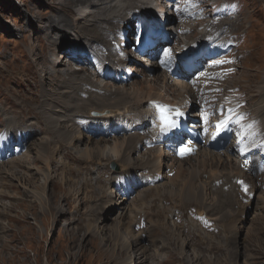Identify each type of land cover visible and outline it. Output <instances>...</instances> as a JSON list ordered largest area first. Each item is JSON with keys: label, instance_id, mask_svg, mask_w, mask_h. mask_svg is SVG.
<instances>
[{"label": "bare ground", "instance_id": "obj_1", "mask_svg": "<svg viewBox=\"0 0 264 264\" xmlns=\"http://www.w3.org/2000/svg\"><path fill=\"white\" fill-rule=\"evenodd\" d=\"M210 1H215V4L212 5L213 3ZM229 1L178 0L172 13L179 17L189 13L190 16L187 18L188 20L180 18L182 23L175 25L182 35L185 33L187 35L183 38L181 35H177L172 48L179 54L184 51L190 52L191 47L198 46V50L212 55L214 65L209 68L208 73L203 76L204 79L198 85L203 90V94L200 96L201 101L206 100L199 107L202 111L222 112L224 116L221 114L219 116H223V119L234 120L237 116L242 119V122L248 127V134L244 138L254 139L242 149L243 158L239 157V153L238 156L232 157L235 152L233 150L236 149L238 152L240 144L245 142L243 139L227 146V149L230 148L229 151L233 154L228 151H218L217 153L207 149L203 143L190 142L188 137L181 139L176 133L169 132L166 136L160 137L155 132L151 102L164 101L163 103L166 102L181 109L188 108L191 104V97L192 101L197 103V107L199 102L194 88L183 79L185 75L177 69L173 74L164 71L153 72L155 68L160 69L157 62L151 59L156 52L149 51L144 56V58H148L144 60L136 56L133 64L126 65L129 62L127 56L131 57L130 54L133 53L126 47L131 42L130 39L135 31L138 33L136 30L138 26L141 24L142 27L147 22L140 15L143 13L148 15L147 11L140 12L144 9L141 5L143 0H48L47 3L54 5L53 8L56 12L46 15V20L39 31V55L44 62L33 58V55L36 54L37 45L30 46L29 41L26 40L28 43L26 52H29L30 55L20 56L19 54L20 61L15 62L11 67V74H14L17 68H21V74H14V77L1 81L0 72V114L2 109L5 110V113L10 114V117L0 116V159L9 156L13 143L19 144L16 148L19 152L15 154H19L28 146L25 154L28 155V159L23 161L22 158H12L9 162L14 165V170L12 172L10 170L11 173L3 170L4 175L16 179L17 182L23 180L29 183L30 176L33 177L34 175L27 174L22 170L25 168L33 169L30 166L41 161V164L48 165L49 168L46 169V172H41V168L36 169L37 172H35L45 178V184L50 181L53 183V192L59 190L54 180L56 175L53 171L55 173L58 170L62 171L61 184L63 186L68 185L67 182L70 178H77V180L69 181L77 183L72 182V185H68L64 189L61 186L62 189L59 190L61 196L51 192L47 201L45 200V205L41 204L40 209H47L46 213L42 211L44 224L49 220V217L55 223L58 215H64L66 207L63 200L67 206L73 205L76 201L81 206L87 200L94 202L97 198L100 199V207L93 208L90 206L91 211L102 209L103 203L109 204L113 201V197L118 195L117 191L109 190L102 184L97 185V181L105 182L106 177H109V180H114L119 174H115L114 177L106 169L93 168L94 164L97 163L109 165L113 161L118 164L125 177L122 186L129 192L133 189L127 182L139 186L143 185L144 181L147 183L149 181L159 182L160 178L167 180L170 172L177 164L179 169L188 174L186 183L179 184L177 182L178 185L171 183L170 186L165 185V182L162 185L155 184L156 186L153 187L156 191L155 198L158 197V203H154L150 209L143 211L134 209V214L136 217L138 216L136 225L142 224L145 217L152 214L165 213L175 216L177 209L174 208L173 211H170L168 206L160 204L162 199L170 202V198L179 197L180 204L185 206L181 209H186L190 202L195 201L198 204L204 202V199L208 198V195L213 193L216 188L219 191L220 186L222 189L220 190L226 194L238 192L237 184L241 182L248 187V191L264 186L263 173L254 177L255 171L262 166L264 170V159L259 158L255 152L260 147L264 148V70H261V74L254 73L253 66L250 65V61H254V59L261 62L263 54H260L259 49L249 52L244 49L248 48L247 45L249 44V29L246 28L248 24H244L245 20L240 14L239 16L230 15ZM113 2L115 3L113 4ZM77 5H85V9L79 6L80 9L75 16H72V22H70V16L75 14V12L73 13L75 9L72 8ZM157 5L161 9L159 14H164L166 17L169 14L165 10L166 4L157 1ZM37 17L42 19L44 14L38 13ZM250 25L252 26V24ZM238 26H242V28L234 30ZM65 29H71L72 32L69 33L72 34L70 36L74 35L80 41L86 40V43L78 44L77 41L73 40L67 42L64 36L59 34ZM120 30L128 31V39L124 42L125 45L119 42L122 41L118 37ZM25 38L28 37L25 36ZM69 43H73L71 45L78 50H91L96 59H101L102 64L105 62L103 71L93 67L91 70L87 65L79 66L77 69L71 67L67 61L72 62L73 60L62 53L61 60L57 61V52L63 48V45ZM17 49L15 50L19 52V48ZM255 51L257 56L254 57ZM15 52L11 50V54L14 56L16 55ZM138 52L140 50L136 51V53ZM55 55L56 59L54 60ZM238 57L240 59H237ZM73 59L75 60V57ZM5 63L8 65L9 62L6 61ZM32 65L35 66V70L31 69ZM110 73L113 76H109ZM176 73L177 75H175ZM112 77H117L118 81L113 80ZM96 78L104 81L103 84L99 83ZM127 84L128 86H126ZM204 106H207V109H203ZM92 110H95L99 115H90ZM13 123L20 125V128H17ZM196 127L194 126V128ZM197 128L201 129V126L199 125ZM24 133H27V139ZM41 134H44V137L34 138L30 143L26 142L27 140L30 141L34 135L39 137L37 135ZM106 136L112 137V141ZM120 136L124 138L119 140ZM176 138L182 142L181 148L175 141ZM82 143H84L83 149L80 146ZM53 144L57 147L51 152ZM182 148H189L195 155L193 157L179 156L177 153ZM141 149L146 150L133 156ZM200 149H202L201 152H199ZM254 155L256 157L253 166L244 170L241 166L242 160L248 157L252 159ZM184 165H188V167L185 168ZM52 166L55 168L52 169ZM163 168L166 169L164 172L162 171ZM93 173H95L93 178L96 181L94 184L90 176ZM107 173L108 175L103 178ZM17 174L18 177H16ZM203 174L207 175L204 176L206 177L205 180L202 179ZM194 179L200 181L199 185H195L196 188H192V184L188 186V183ZM84 186L90 187V190L87 189L88 192L95 195L96 198L92 197V199L84 195L82 203H79V196L85 193L82 188ZM149 188L151 189V187ZM145 189L138 193L136 197L138 200H141L146 194L144 193ZM25 190L27 191L23 194L22 201L30 202L31 195L33 198L36 195L27 188ZM239 194L240 192L237 193V195ZM262 194L264 195V192ZM216 196L220 197L215 192ZM124 199L121 196L120 204L116 203V205H120L117 206L118 214L116 217L122 215L125 209ZM219 202L216 205H219ZM115 208H111L110 211H116ZM178 221L179 216L177 215L176 224H179ZM148 223V226H145V223L142 224L141 231L137 235H134L133 230L122 232L121 228L115 225L113 230H109L105 226V222H100L101 225L96 227L94 225L96 235L102 239L98 255L102 258L103 263L171 264V262L176 261L175 255L180 257L182 261L183 259L184 261H191L194 258L195 261L204 258L198 252L192 253L193 256L191 255L192 257L189 258L186 250H184V244L187 242L183 243V240L182 243L178 244V248L174 245L171 250L167 249L168 251L160 242L162 250H158V248L156 251L152 250L157 247L154 246L155 248L151 249L153 254L151 256V253L147 252V248L139 244L140 238L145 239L152 234L154 224ZM68 230H65L66 234L71 233ZM189 232V236L194 233V231ZM77 234L74 235L78 237ZM112 237L115 238L116 242L113 249H109L104 241H111ZM8 240L14 243V248L20 242L16 234L13 233L10 234L9 238H5V242ZM3 245V249L9 248L8 244ZM12 250L11 247L10 252L12 254L10 257L14 255ZM254 250L255 253L253 252L252 258L258 254L256 259L259 258L261 261L258 264H264V248H261L260 244H254ZM37 256L34 258L35 263L41 264ZM14 257L16 258V255ZM46 260L49 264L48 255H46Z\"/></svg>", "mask_w": 264, "mask_h": 264}, {"label": "rangeland", "instance_id": "obj_2", "mask_svg": "<svg viewBox=\"0 0 264 264\" xmlns=\"http://www.w3.org/2000/svg\"><path fill=\"white\" fill-rule=\"evenodd\" d=\"M152 1L143 0V3H141L142 7L143 5L149 7L148 9L144 8L143 10L150 11V9L152 8L151 9L152 12H154L155 10V13L159 15L161 9L158 8V5L156 3L157 0H154V2ZM47 2L48 0H0V64L2 65V66L0 65L1 81L14 77V74L16 75L21 74L22 72L21 68H17L16 72L14 74H11V67L15 62L20 61L19 60L20 56H24V54L26 56L30 55L29 52H26L27 51L26 45L28 43L30 46L37 45V47L35 48L36 54L33 55V58L35 57L36 59H40L44 62L41 55H39V47H38V42H39L38 36L40 35L39 31L41 30L43 22L46 20V15L56 12L53 8L54 5H49ZM211 2L213 3L212 5L215 4V1H210V3ZM114 3L115 2H113V4ZM174 5L176 4H173L172 8L166 6L165 10L166 12H169V14H167L166 16V20L169 18L167 21L172 23L174 22L175 25L178 23H182V21L179 20L177 22V16L172 13V10L174 11L176 7ZM79 6L83 8L85 5L84 6L77 5L74 8H72L73 10L75 9L73 11V13L75 12V14H72L70 16L71 18L69 20L70 22H72V16H75L78 10L80 9ZM229 8H230V12H229L230 15L239 16L240 14L245 20L244 24L245 25L246 23L248 24V27L246 28L249 29V35H248L249 44L247 45L248 48H244V49L247 50V52L259 49L260 54H263V59L261 62L256 61L255 59L254 61H250V65L253 66V72L257 74L258 73L261 74L262 73L261 70H264V61H263L264 60V0H230ZM168 9H170V11H168ZM86 10L89 11L87 8ZM149 11H147L148 14ZM38 13L44 14V17L42 19H39L37 17ZM189 16H190L189 13H187L186 15H183L180 18L182 20H188L187 18ZM193 18L190 19L193 20ZM129 19L128 22L130 23ZM250 24H252V26ZM240 27L242 28V26ZM240 27L238 26L234 30H239ZM69 32H72V30L65 29L59 32V34L63 35L64 38L67 40V42L69 40L71 41L73 40V41H77L78 44L86 43V40L80 41L79 38L77 39L74 35L70 36V34L72 33ZM186 35L187 34L185 33L184 35H182L181 38L185 37ZM25 36H27L28 38H25ZM230 37L235 39L233 36ZM26 40L29 42L27 43ZM119 42L121 43V41ZM69 44H73V43H69ZM68 45L65 46L63 45V47H67ZM17 48H19V52L16 51L18 50ZM11 50H14V52L16 51L15 56L11 54ZM60 56L62 55L58 51L57 59H56V55L55 58L53 57V59L54 60L56 59L57 61L61 60ZM255 56H257L256 51L254 53V57ZM237 59H240V57H238ZM6 61L9 62L8 65L5 63ZM67 63H70L69 66L73 67V62L67 61ZM129 64L130 63L127 62L126 65ZM99 66H101L100 67L101 70L102 64H100ZM24 67H22L23 70ZM31 69L35 70V66L32 65ZM90 69L93 70L92 67H90ZM159 71L162 72L160 69L155 68L153 72L157 73ZM203 76L199 80V83H201L202 82L201 80L204 79ZM97 81L102 84L104 82V81L103 82L100 81V79L99 80L97 79ZM126 86H128V84ZM198 88L200 89L201 87L199 86ZM26 90L24 91V93L26 92ZM2 110L3 111L0 114V116L3 115L10 117V114L5 113L4 109ZM15 125L17 126V128L18 127L20 128V125L18 124ZM24 134L26 135L27 133ZM35 136L36 135H34L33 138L30 139V141L27 140L26 142L30 143L33 141L34 138L40 139L44 137V134L37 135L39 137H35ZM93 138H98V137H93ZM106 138L110 139L111 141L113 139L110 136H106ZM123 138L124 137L120 136L119 140H122ZM26 139H27V135H26ZM82 141L84 142L83 139ZM83 144L84 143L80 145L82 146L81 147L82 149L84 148ZM56 147L57 146L53 144L51 148V152H53V150L56 149ZM27 149L28 146L27 148H24V150L19 154H15V153L13 155L9 154L8 157L1 158L0 160V204H1L0 227H2L0 228V236H1L0 264H36L34 258L37 255H38L37 257H39L41 264H48L46 260V255L49 256V260H50L49 264H104L102 258H100L98 255V250H100L99 246L100 244L102 245V239L99 235H96V230H95V227L99 225L100 222L101 223L105 222V226H107L109 230H113L112 228H115V226L120 227L121 228L120 230L122 232H127V230L128 231L133 230L132 232L134 233V235H137L141 231L140 229L142 228L141 226L143 223H145V226L146 225L148 226L149 225L148 222L150 223L152 222V224H154L152 234H150L149 237L147 238L145 237V239L140 238V243H139L140 246L147 248L146 250L147 252L151 253V256L153 255L152 250L156 251L157 248L158 250H162L161 249L162 245L160 244V242L164 244L165 250L167 249L171 250V248L174 245L177 246L178 248V244L182 243V240L183 243L187 242L186 244H184V250H186L189 258L193 256L192 253L195 254L196 252L201 254V256H204L202 260L194 261L193 258V260L191 261L189 260L184 261V259L182 261L180 257H177L175 255L176 261L171 262V264H258V262L260 261L259 258L256 259L258 257V254L254 255L255 258H252V256H253V252L255 253L254 244L256 245L260 244V247L264 248V195L262 194L264 192V186H262L261 188H257L253 191L249 190V195H250L249 197H247V195H243L244 197L246 196L245 198H248L246 200H243V198H241L240 196L241 195L240 190L241 188L243 189L244 184L241 183L237 184L238 192L234 191L235 193L234 192L228 193L229 195L226 194L224 191H221L222 189L220 186L219 187L220 192L217 191L218 188H216L213 193H210V195H208L209 196L208 198L209 199L211 198L210 200L207 197H206L207 199L206 198L204 199L205 203L204 202L201 203L203 205L193 201L187 205L186 209H181V208H185V206L180 204L181 202L179 201L180 200L179 197L170 198L169 196L172 202L162 199V202L160 204L164 206H168V209L170 211H173L174 208L177 209L175 210V216H173L172 214H165V213L152 214L151 216L145 215L146 217L142 221V224L136 225V218H138V216L136 217V214H134V209L143 211L145 209H150L154 203H158V197L155 198L156 191L154 190L153 186L162 185L164 184V182L165 185L167 186L172 185L171 183L177 185L178 183L179 184L186 183L187 181L186 178L188 174L186 173V171L179 169L180 167H178L177 164L170 172L169 179L167 180L164 178H160L161 180L159 182L149 181L147 183L146 181H144L143 185H139V186L127 182V184H130V188L133 189V191L129 192L122 186V181L124 180L125 177L123 176L124 173H122L123 171L122 168L118 166V164H116L113 161L109 165H107V163L104 164L97 163L94 164L93 168L103 169V170L106 169L110 173V175L114 177L115 174H119V176L115 177L114 180H109V177H106L108 175L107 173L103 176V178L106 177L105 182L97 181V185L102 184L104 185L105 188L109 190L117 191L118 195H115L113 197V201L109 204L103 203V206H101L102 209L100 208L91 211V209H89L90 206H92L93 208L100 207V203H101L100 199L97 198L96 201L94 202H92L91 200H87L81 206L78 205L77 201L73 205L67 206L65 201L63 200V204H65L66 207L64 215L61 216L58 215L57 221L55 223L52 222L49 217V220H47L46 224H44L42 211L46 213L47 209H40V207L41 204L45 205L46 203L45 200L47 201L49 194L53 192V187H52L53 183L50 181L49 183L45 184L44 183L45 178L41 174H37L36 169L41 168L42 169L41 172H46V169L49 168V166L43 165L41 164V161H38L37 163H33L30 166L31 168L33 167V169L22 168L23 169L22 171H24L25 173L34 175L33 177L32 175L30 176L29 183L24 182L23 180L17 182L16 179L9 178L3 173L4 171L7 173H11L12 170H14V165H12L9 162V160H11L12 158H16V159L22 158L23 161L27 160L28 155H25ZM145 150L146 149H141L133 156L139 155L145 152ZM201 150L202 149H200L199 152H201ZM209 150L218 153V150L216 149H209ZM257 155L259 158L264 159V156L259 154ZM191 156L193 157L194 155ZM193 162L196 163L194 160ZM112 164L115 165L113 166ZM184 167L186 168L188 167V165H184ZM54 168L55 166H52V169ZM219 169L221 168L219 167ZM164 170L166 169L163 168L162 171L164 172ZM34 173L36 174V176ZM53 173L56 175V178L54 180L56 181L59 190H61L62 189L61 186H63L61 184L62 183L61 178L63 176L62 175L63 173L61 170H58L57 173L53 171ZM90 176L93 179L92 183L93 184L96 183V181L93 178L95 177V173L91 174ZM204 176L207 175L206 174L202 175L203 177L202 179L205 180L206 177ZM255 176L256 177L258 176L257 172L255 173L254 177ZM16 177H18V174L16 175ZM70 180H77V178L74 177L70 178L67 182L68 185H72V182L74 184L77 183L74 181L69 182ZM199 182L200 181H198L197 179L196 180L194 179L191 183H188V186L192 184L191 187L196 188L195 185L197 184L199 185ZM217 183L219 184L220 182L218 181ZM218 184L216 186H218ZM68 185H64L63 189L66 186L68 187ZM24 187L27 188L29 191L34 192V194L36 195L34 197L35 198L34 202H33L34 199L33 195H31L32 197H30L31 200L30 202L22 201L24 196L23 194L26 193L27 191L25 190ZM149 187H151V189ZM82 188L85 191V193L79 196L78 199L79 203L80 202L82 203V200L84 199L83 198L84 195L86 197L96 198L95 195L88 192V190L91 189L90 187L84 186ZM144 188H146L145 189L146 191L144 192L146 193L145 194L146 196L144 195V197L141 200H138V198L136 197L138 196V193L141 192V190H144ZM162 188L167 189L166 187H162ZM59 190L53 193H55L58 196H61V192H59ZM215 192L216 194L220 195V197L219 196L215 197ZM239 192L240 194L237 195V193ZM121 196L125 198L124 199L125 201H123V205L125 206V209L122 212V215L116 217V215L118 214L117 206H120V205H116V203L120 204ZM38 198L43 200H39ZM213 199L216 200L214 201ZM218 202L219 205H216L218 204ZM113 207H116L115 208L116 211L111 212L110 210ZM140 207L142 209H139ZM188 207L190 209H187ZM177 215L179 216V221H178L179 224H176ZM66 229L67 230L69 229L68 231L71 233L66 234L65 233ZM189 231H194V233L189 236L188 235V233L190 234ZM11 232L13 234H16L17 238H19L20 241L19 244L16 246V248L13 247L14 246L13 242H10L9 240L5 242V238L6 239L9 238L10 234H12ZM74 234H77L78 237H76V235ZM114 240L115 238L112 237L111 241H107V240L104 241L105 244L109 247V249H113V246L116 242V240L115 241ZM3 244H8L9 247L7 248L8 250L3 249L4 246ZM154 246H157L156 249H152L155 248ZM11 247L13 248L12 252L14 255H16V258L15 257L13 258L14 255L10 257V255L12 254L10 252ZM9 252L10 254H8ZM177 259H179V262H177Z\"/></svg>", "mask_w": 264, "mask_h": 264}, {"label": "snow or ice", "instance_id": "obj_3", "mask_svg": "<svg viewBox=\"0 0 264 264\" xmlns=\"http://www.w3.org/2000/svg\"><path fill=\"white\" fill-rule=\"evenodd\" d=\"M167 55V53H165ZM164 122V128H162V131L167 130L168 128H175L177 125L174 120L169 121L168 117L162 116L161 117ZM227 120L221 121L220 124L217 125V127L226 126ZM187 154V151L185 148L181 149V155ZM242 183V182H241Z\"/></svg>", "mask_w": 264, "mask_h": 264}, {"label": "water", "instance_id": "obj_4", "mask_svg": "<svg viewBox=\"0 0 264 264\" xmlns=\"http://www.w3.org/2000/svg\"><path fill=\"white\" fill-rule=\"evenodd\" d=\"M96 114V113H95Z\"/></svg>", "mask_w": 264, "mask_h": 264}]
</instances>
